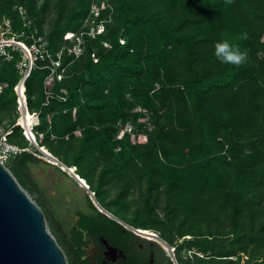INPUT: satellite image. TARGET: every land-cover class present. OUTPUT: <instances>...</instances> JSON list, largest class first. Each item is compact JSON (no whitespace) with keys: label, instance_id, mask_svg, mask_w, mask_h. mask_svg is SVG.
I'll list each match as a JSON object with an SVG mask.
<instances>
[{"label":"trees","instance_id":"trees-1","mask_svg":"<svg viewBox=\"0 0 264 264\" xmlns=\"http://www.w3.org/2000/svg\"><path fill=\"white\" fill-rule=\"evenodd\" d=\"M90 1L0 0V20L17 29L23 6L55 53ZM108 1L104 31L86 37L77 57L64 50L61 79L47 82L64 100L43 103L45 68L25 78L37 143L74 165L113 215L174 243L178 264H264V0ZM18 76L0 59V121L10 118L9 141L36 149L12 115ZM11 160L24 170L41 157L22 149ZM102 184L119 186L106 202ZM133 185L139 193L128 200ZM134 203L127 219L112 208ZM97 212L93 227L120 224ZM80 237L76 227L63 235L75 260Z\"/></svg>","mask_w":264,"mask_h":264},{"label":"built area","instance_id":"built-area-1","mask_svg":"<svg viewBox=\"0 0 264 264\" xmlns=\"http://www.w3.org/2000/svg\"><path fill=\"white\" fill-rule=\"evenodd\" d=\"M107 7H111V4L109 3L108 0H91L89 3L88 11L85 17L83 18L81 24L79 25V28L73 31L72 33H70V35L68 36L69 43L66 45H62V47L58 49L55 53H52L48 48V39L45 32H39L37 28L34 25H32L31 18L28 16L23 6L19 5L17 7V11L21 19V24L14 32L11 30L12 25L9 18H3L2 20H0V59L12 61L19 74L18 79L12 86V89L15 93V102H16L15 107L18 113H19L18 111L19 103L17 96L18 94L17 86L22 83L23 85L22 92L25 94L24 80L34 66H39L47 70L44 76V84H43L44 85L43 91L45 94V100L43 101V103H46L51 97H56L57 99L60 100L65 99V95L62 92H54L47 82L50 81L51 79H56V80L61 79L65 67L64 64L62 63V53L64 50H66L67 53L71 54L73 57H77L83 51L86 37H95L97 34L102 33L104 31L105 29L104 23L106 20L110 19V15H109L110 12H108L105 16H101V12ZM103 45H108V42L103 41ZM38 61L40 62V64H38ZM24 104L27 109L26 101L24 102ZM30 115L32 122L30 124L29 129L31 135L33 134L32 138L33 141L35 142L36 131L34 130L33 125L38 122V116H37V112L30 113ZM17 118L15 123L21 127L22 124L18 123ZM126 129L130 130V126L129 125L126 126ZM21 131L24 137L32 145L35 146V143L37 141L33 144L32 143L33 141L25 133V129L21 127ZM22 149H28L38 156V153L28 148V146L22 147L14 142L9 141L6 137L5 130L0 132V161L5 163L7 160L12 158L16 153L20 152ZM41 154L40 156H42L44 160L49 161L44 155ZM60 161L61 160H59V162ZM53 163L57 164L63 171H65L66 174L73 177L78 182V184L86 190L88 197L91 199L92 203L98 210L104 212L108 216H111L112 218L117 220L120 224H122L124 227L129 228L125 221L113 215L103 206L100 207L101 204L97 201V199L96 200L93 199L92 196H94L95 194L94 191L90 189L88 184L83 185L75 176H73L69 172L68 169H64L63 167H61L60 163L58 162H53ZM130 230H132L135 234L139 236L148 237L146 235L137 233L134 229H130ZM155 232L158 233L157 231ZM159 244L162 246L165 254L168 256L171 262L173 264H178V261L174 254V246L168 243L171 250L168 251L161 243ZM191 252H193V250L191 249L185 250L183 257L186 258L191 256ZM195 252L201 254L198 251Z\"/></svg>","mask_w":264,"mask_h":264},{"label":"rangeland","instance_id":"rangeland-1","mask_svg":"<svg viewBox=\"0 0 264 264\" xmlns=\"http://www.w3.org/2000/svg\"><path fill=\"white\" fill-rule=\"evenodd\" d=\"M52 14H53V8H51L50 12H47V14L44 16V20L42 23L43 28L46 29L48 27L49 24L48 20L52 16ZM11 30L14 32L16 29L11 28ZM2 86L3 85L0 82V90L2 89ZM15 112L16 110L15 111L13 110L12 112V115L14 113L15 116L14 122L16 121V118L18 116V114H16ZM9 120L10 118L8 117L7 118L5 116L2 117L0 121V132L4 131L5 128L8 127ZM123 131H124V127L121 126L116 134V137H120ZM28 143L30 142L28 141ZM33 149L34 148H32V150ZM36 149H34V152L38 153V156L41 157V160L36 162H30L24 170L18 169L14 160L8 161L5 164L8 167H13L16 169L20 178L24 181V185L22 186L32 197V199H34V201L42 209L45 216L46 224L49 230L55 236L57 242L62 247L68 264H76L73 259V256L66 249V246L63 242V235L64 233H68L69 225L72 222V211L76 207H79L87 211L89 208L87 201L88 200L91 201V199L87 197L88 195H86L85 197L86 193L84 194V189L77 184L78 182L73 177L63 173L61 171L62 169L57 164L44 160V158L40 156L41 153L38 152V150ZM57 167H59L61 170H59ZM106 185L108 184H102L101 186L102 189H104V192L102 193H105V197L103 198L101 194H99V196L97 195V197L98 198L101 197V199L104 202H106L108 198H111L119 188V186L117 185L116 186L110 185V187L108 186V188H106ZM138 193H139L138 186L136 185L131 186L127 193L128 200L137 198ZM135 205H136L135 203L131 204L127 208V210H123L120 208L118 209V207L116 208V206L112 208L114 210L117 209L119 211V212L116 211L117 214L127 219L126 217H130L131 215L130 210H132L135 207ZM181 238L182 237L177 238L175 234L174 235L175 243L176 241L181 240ZM170 245L174 246V243L173 244L170 243ZM183 254H184V249L182 248L180 250V256L182 258H185L183 257ZM167 261L168 264H170L171 260L167 259ZM187 264H191V263H187Z\"/></svg>","mask_w":264,"mask_h":264},{"label":"water","instance_id":"water-1","mask_svg":"<svg viewBox=\"0 0 264 264\" xmlns=\"http://www.w3.org/2000/svg\"><path fill=\"white\" fill-rule=\"evenodd\" d=\"M0 264H68L42 209L2 161Z\"/></svg>","mask_w":264,"mask_h":264},{"label":"flooded vegetation","instance_id":"flooded-vegetation-1","mask_svg":"<svg viewBox=\"0 0 264 264\" xmlns=\"http://www.w3.org/2000/svg\"><path fill=\"white\" fill-rule=\"evenodd\" d=\"M87 202V211L79 207L72 211L69 225V228L76 227L81 234L79 259H74L76 264H168L164 249L152 238L139 236L122 224L93 227L91 223L98 216V209L90 200Z\"/></svg>","mask_w":264,"mask_h":264},{"label":"bare ground","instance_id":"bare-ground-1","mask_svg":"<svg viewBox=\"0 0 264 264\" xmlns=\"http://www.w3.org/2000/svg\"><path fill=\"white\" fill-rule=\"evenodd\" d=\"M22 88H23L22 83L17 86V92H18L17 96H18V103H19V109H18V111H19L18 115L19 116H18L17 120H18V123L22 124L21 127L25 129V133L33 141V138H32V135L33 134L31 135L30 129H29L30 128V124L32 122V119L28 115L27 109H26L25 104H24V102L26 101V97H24L25 94L22 92ZM35 142H36V140H35ZM35 142L33 141L32 143L34 144ZM36 147H37V149H39V151L49 161L60 163L61 164V167H63L64 169H68L69 172L73 176H75L83 185L87 184L86 181L75 172V166L74 165L67 166L64 163H62L61 161L59 162V159L56 156H54L52 153H50L45 148V146L39 145L37 142H36ZM92 197H93L94 200H96L95 196H92ZM100 207H102V206L100 205ZM127 225H128V227L130 229H134L137 233H140L142 235H146V236H148V237L156 240L157 242L161 243L168 251L170 250L169 245L163 239H161L154 231L147 230V229L137 228V227H135V226H133V225H131L129 223H127Z\"/></svg>","mask_w":264,"mask_h":264}]
</instances>
